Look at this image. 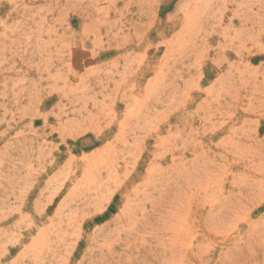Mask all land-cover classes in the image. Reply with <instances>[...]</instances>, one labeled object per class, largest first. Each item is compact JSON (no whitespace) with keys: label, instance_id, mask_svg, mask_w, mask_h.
I'll list each match as a JSON object with an SVG mask.
<instances>
[{"label":"rangeland","instance_id":"obj_1","mask_svg":"<svg viewBox=\"0 0 264 264\" xmlns=\"http://www.w3.org/2000/svg\"><path fill=\"white\" fill-rule=\"evenodd\" d=\"M263 31L264 0H0V264H261L264 228L248 233L242 210L224 214L233 223L225 228L215 229L213 216L184 230L192 241L184 245H200L199 257L173 263L172 249L153 238L165 220L161 201L170 204L173 187L202 170L185 168L188 150L169 162L179 138L194 155L209 153L191 164L220 181L210 195L188 181L195 208L207 210L217 197L239 208L263 200L264 188L242 185L264 180V162L249 161L256 151L241 141L247 130L264 144ZM241 114L250 121L236 123L234 138L219 132ZM239 152L247 167L236 162ZM135 167L140 177L130 179ZM251 221L264 225V204ZM235 223L236 245L222 233Z\"/></svg>","mask_w":264,"mask_h":264},{"label":"bare ground","instance_id":"obj_2","mask_svg":"<svg viewBox=\"0 0 264 264\" xmlns=\"http://www.w3.org/2000/svg\"><path fill=\"white\" fill-rule=\"evenodd\" d=\"M14 2V1H13ZM52 3V1L50 2V4ZM57 3V2H56ZM49 4V5H50ZM14 9V8H13ZM101 20V19H100ZM185 21V20H184ZM189 21H188V19H187V23H188ZM187 25V24H186ZM261 30V29H260ZM262 30H263V28H262ZM259 32V31H258ZM262 32V31H261ZM264 32V31H263ZM236 33V32H235ZM254 33V32H253ZM256 33V32H255ZM187 34V33H186ZM257 34H259V33H257ZM263 34V33H262ZM262 34H259V36L256 38L255 36L254 37H251V39H253V42H252V46H256V47H258V46H260L259 45V42H262L261 41V37L263 36ZM255 38V39H254ZM247 39V38H246ZM252 41V40H251ZM250 41V42H251ZM260 48V47H259ZM244 50V49H243ZM248 51V50H247ZM258 52H260V50L258 51ZM237 57H238V59H245V58H249V53H245V52H243L242 53V51H238L237 52ZM254 59V58H253ZM243 61V60H242ZM252 71V70H251ZM248 75V74H247ZM257 86V85H256ZM132 87H134V86H132ZM242 87V86H241ZM250 88V87H249ZM248 88V89H249ZM146 89V88H145ZM242 89H244V86H243V88ZM254 89V88H253ZM229 91V90H228ZM231 91H233L232 89H231ZM231 91L230 92H228L227 94H231ZM259 92V89H257V87L255 88V92ZM209 94H211V92L209 93ZM227 94H224V95H227ZM257 94V93H256ZM223 95V96H224ZM247 96H249V94H246ZM235 96V95H234ZM250 97V96H249ZM219 98V97H218ZM230 98H232V94L230 95ZM215 99V98H214ZM223 101V100H222ZM222 101L221 102H218V100H216V102H218V106L220 107V105L222 104ZM227 101V100H226ZM226 101H223V102H225L226 103ZM248 101H251V99L250 98H248ZM228 104H230V103H228ZM227 104V106H229V108H228V113L229 114H232L233 112H232V109H231V107H232V105H233V103H231L230 105H228ZM101 105V104H100ZM136 105V104H135ZM138 105V104H137ZM96 106V105H95ZM103 106V105H102ZM101 106V107H102ZM234 106V105H233ZM113 107V106H112ZM136 108V107H135ZM102 109H103V107H102ZM101 109V110H102ZM208 110V109H207ZM235 113V112H234ZM133 115V114H132ZM234 115V114H233ZM232 115V116H233ZM126 116V115H125ZM227 117L226 118V122H228V124L227 125H225L224 127H222V130L220 129L219 130V132H221L222 133V131L223 132H225V131H228V130H231V133L228 135V138H230V136L232 135V137H233V135H236V134H238L235 130L236 129H240L242 126L243 127H245L246 126V123L247 122H249L250 120H249V116L248 115H244V114H241L240 116V119H238V118H236V117ZM125 118V117H124ZM128 118H131V117H129L128 116ZM128 118H127V120H128ZM221 121H223V120H221ZM124 122V124H125V121H123ZM218 122V121H217ZM224 122V121H223ZM126 123H127V121H126ZM240 124V128H236L235 127V125H237V124ZM225 124V122L224 123H222V126ZM242 125V126H241ZM110 126V125H109ZM107 127V129H105V128H103V129H101V130H99L100 132L99 133H97V135H99V137H97L96 139H95V142H98V141H102L106 136H107V134H105L106 133V131L108 130V132L109 133H111V129H110V127ZM115 126H116V132H122V129L124 128L123 127V125L122 124H120V123H116L115 124ZM98 129H100V128H98ZM153 129V128H152ZM152 129H151V131H152ZM155 129V130H154ZM153 130V132H151V131H149V133H147L148 135H149V137H147V138H150L151 137V139L155 136V134L157 133V131H159V127L157 128H154ZM241 129H243V128H241ZM240 129V130H241ZM257 129V128H256ZM255 129V130H256ZM150 130V129H149ZM192 131V130H191ZM247 131V130H246ZM244 132V130L243 131H241L242 133H241V141L244 139L245 140V144L246 145H248V149L247 150H249L250 148L249 147H251V148H254V152L255 153H253V155H252V157H249V161H254V160H256L254 157H258V160H260V161H262V162H264V144L262 143V144H260V142H257V140H255L256 139V137L257 136H255L254 137V139L252 140V139H250V136L249 135H247V134H250L249 132L247 133V132ZM194 133V132H193ZM255 133H256V135H257V130L254 132V135H255ZM136 134V133H135ZM196 134H197V132H196ZM191 135H192V133H191ZM253 135V134H252ZM145 136H146V134H145ZM203 137H204V135H203ZM183 138V137H182ZM182 138H179V144L178 143H176V145L175 146H177L178 148L179 147H182V149L179 151V150H175L174 149V145L173 144H171V146L170 147H173L172 149H170V151H171V153H170V160H169V162H171V163H175V158H177V157H175V155H179V156H181L183 159H185V157H186V153L188 152V151H190L191 152V154H192V158L190 159V163H189V165L187 164L188 162H186L185 160H184V166H185V168L187 167V168H202V170H200V171H198L197 169V171L199 172V175L197 174V172H196V174H197V177H195L194 178V181L192 180V179H189V180H191V181H193V183L192 184H194V182H195V184L196 183H198L197 185H196V189H197V191L199 190V187H201V189H200V191H201V193L203 192L204 194H209L210 192L212 193V191L214 190V192H215V194L216 193H218V191L216 190V187L218 186V183L220 182V181H214L213 180V178L210 176V175H208L209 174V168H203L201 165V163L200 164H198L197 166L196 165H193V164H191L192 162L194 163V162H200V160L202 161V157H203V160H210V159H212V158H207V157H209L208 156V154L209 153H205V150H203L201 153H202V157L200 156V154L199 153H196L195 155L193 154L194 152H192L191 150H190V146H187L188 144H189V142H188V144L186 145V141L184 140V139H182ZM234 138V137H233ZM116 139H117V137H116ZM193 139V138H192ZM195 139V138H194ZM226 139V138H225ZM233 140V139H232ZM147 139L145 138V139H143V137L141 138V143L143 144L142 145V149H144V147L146 146V144H147ZM185 141V142H184ZM192 141V140H191ZM190 141V142H191ZM231 141V140H230ZM177 142H178V140H177ZM194 142V141H193ZM196 142V141H195ZM200 142V141H199ZM233 142V141H232ZM172 143V142H171ZM243 144L242 142H239V144ZM250 143V144H249ZM255 143H257V144H255ZM238 144V143H237ZM228 145V144H227ZM245 145V146H246ZM169 147V146H168ZM169 147V148H170ZM201 146H199V148H200ZM204 147V146H203ZM232 147V146H231ZM230 147V148H231ZM234 147V146H233ZM247 147V146H246ZM192 148H193V145H192ZM205 148V147H204ZM207 148V147H206ZM145 150V149H144ZM166 150H167V148H166ZM165 150V151H166ZM176 152H175V151ZM188 150V151H187ZM232 150V149H231ZM246 150V149H245ZM143 151V150H142ZM163 151V150H162ZM165 151L162 153V157H163V154H165ZM148 152V151H147ZM178 152V153H177ZM233 152H235L234 150H233ZM117 153L118 152H116V155H117ZM158 153V152H157ZM167 153V152H166ZM241 152H239V153H237L238 154V157H237V160H236V162H238V164H243V166H245V162H243L244 160H242V157L244 156H240L239 154H240ZM149 155V154H148ZM144 156H146V155H144ZM161 156V155H160ZM165 156H167V155H165ZM178 156V157H179ZM227 158H232V160H234V155H232V154H226L225 155ZM84 157V156H83ZM115 157V156H114ZM117 157V156H116ZM175 157V158H174ZM180 157V158H181ZM226 157H224V160H226ZM160 158V157H159ZM181 158V159H182ZM245 158H247V156L245 157ZM155 159V158H154ZM179 159V158H178ZM115 160V159H114ZM147 160H150V159H148L147 158ZM153 160V159H152ZM161 160V159H160ZM164 160V162H165V159H163ZM167 160V159H166ZM177 160V159H176ZM155 161H157V160H155ZM179 161V160H178ZM212 161V160H211ZM107 162H108V160H107ZM107 162H105L104 163V160L103 161H101V163H103V164H106ZM112 162H113V160H112ZM142 162V161H141ZM180 162V161H179ZM183 162V161H182ZM210 162V161H209ZM208 162V163H209ZM259 162V161H258ZM144 163V162H143ZM152 163V162H151ZM161 163V162H160ZM213 163H215V161L213 162ZM222 163V162H221ZM112 164V163H111ZM137 164H139V163H136V167H138L137 166ZM155 164V163H154ZM154 164H150V165H154ZM172 164V165H173ZM183 164V163H182ZM188 166H187V165ZM191 164V165H190ZM195 164V163H194ZM237 164V163H236ZM252 164H255V163H252ZM143 166H144V164H142ZM147 165V164H146ZM158 165V164H157ZM156 165V167H158ZM171 165V164H170ZM220 165V164H219ZM223 165H225V163L223 164ZM112 166V165H111ZM115 166V165H114ZM162 166V165H161ZM208 166V165H207ZM227 166V165H226ZM242 166V167H243ZM257 166V165H256ZM259 166V165H258ZM135 167V169H132L131 171H132V173H130V176H129V174L125 171V174H127V176H129V178L130 179H134V178H138V177H140V175H139V170H138V168H136ZM178 167V166H177ZM210 167V166H209ZM225 167V166H224ZM245 167H247V165L245 166ZM249 167H250V165H249ZM12 168V167H11ZM98 168V167H97ZM142 168V167H141ZM158 168H160V167H158ZM198 168V169H199ZM214 168V167H213ZM252 168V167H251ZM263 168H264V166H263ZM98 169H100V168H98ZM150 169H152L153 170V167L151 168L150 167ZM150 169H148V170H150ZM178 169V168H177ZM254 169H256V168H254ZM261 169H262V167H261ZM129 169H127V171H128ZM193 170V169H192ZM191 170V171H192ZM247 170H248V168H247ZM217 171V170H216ZM251 171H252V169H251ZM156 172V171H155ZM176 172V171H175ZM174 171H173V173H175ZM185 172V170L182 172V173H184ZM193 172V171H192ZM218 172V171H217ZM260 172V171H259ZM264 172V171H263ZM187 173V172H186ZM189 173V172H188ZM187 173V174H188ZM211 173V172H210ZM251 173V172H250ZM256 173V172H255ZM97 174V173H96ZM154 174V173H153ZM187 174H185V175H187ZM192 173H190V176H188V177H190V178H192L191 175ZM201 174V175H200ZM221 173H219L218 175H220ZM94 175H95V173H94ZM150 175H152V171L150 170V171H146V177L148 176L149 178H150ZM212 175H213V173H212ZM260 175V174H259ZM264 175V174H263ZM177 176V175H176ZM194 176H196V175H194ZM204 176H207V177H209V178H204V179H206V180H204V181H206V182H204L203 180H202V178L204 177ZM247 176V175H246ZM98 177V176H97ZM144 177V176H143ZM183 177V176H182ZM186 177V176H185ZM217 177V176H216ZM244 177V176H243ZM244 178H246V177H244ZM186 179H187V177H186ZM233 179H234V177H233ZM96 180V179H95ZM154 180V179H153ZM188 180V179H187ZM188 180V181H189ZM202 180V181H201ZM220 180H221V177H220ZM235 180V179H234ZM178 181V180H177ZM188 181H184V182H187L188 184H184L182 187L181 186H175V187H173V192H169V194H171V196L170 197H172L171 198V203L169 204V202L170 201H168L167 199V202H166V200H163V201H161V204L163 203V204H165V205H163V206H165V207H162V205H161V207L163 208V209H161L162 211H164V218H165V220H162V216L159 218V220H160V223H163V226H162V229H159V230H156L155 231V236H154V241L155 242H159V243H162V244H164V245H167L168 247H167V249H172V251H170V254H171V257H170V260H172V262L173 263H176L177 261L175 260V259H179V258H186V257H188V258H192V257H199V251L197 250V248L198 247H200V245H198L197 244V246H195V247H197V248H194V249H187L186 248V246L184 245V244H186V243H189L190 241H191V239L189 240V242H185V241H187L188 239H186L185 237H183V232H184V230L186 229V228H188V226H193V227H196L197 225H198V227H201V225H202V223H201V220L203 219V220H205V218L206 217H208V218H212L213 216H215V217H213V219H214V222H215V224H214V228L215 229H220V228H225L224 227V225L225 224H230V223H228L227 222V220H223L224 218H225V216H224V214L225 213H228V210L229 209H233V211H234V209L235 210H237L236 212H237V214L242 210L243 212H244V214H242V220L244 221V224H246L247 226H248V228H249V230H247V232L248 231H252V232H254V231H257V232H260L261 231V229H263L264 228V225H260V223H256V224H253V222L251 221V216L253 215V214H255L256 212H257V210L258 209H260L261 207H263V204H264V195H262V198H263V200H261V201H259V200H256V199H250V204H244V207L246 208H239L237 205H231L232 204V202H230L229 200H227V199H230V198H226V197H223V198H220V197H217L218 199H214L215 201H207L208 202V209L207 210H205V209H197V208H195L196 206H198V205H196V206H193L192 204H190V201H191V194H192V192L194 191V188H192L194 185H192L191 183L189 184V182ZM200 181L202 182L201 184H200ZM249 181V180H248ZM126 182V181H125ZM124 182V183H125ZM152 182V181H151ZM183 182V183H184ZM243 182V181H242ZM241 182V183H242ZM260 182V183H259ZM258 183H256V186L255 185H252V186H255V187H257V188H253V187H251V185H249V187L247 186H245V183H242V185L244 186V188H246L247 190H248V188H249V191H251V193L252 192H254V191H256L257 189H261V190H263V188H264V180H262V181H259ZM150 183V182H149ZM84 184H85V182H84ZM259 186H258V185ZM147 185H148V181H147ZM191 185H192V187H191ZM95 186V185H94ZM241 186V185H240ZM195 187V186H194ZM219 187H221V185H219ZM242 187V186H241ZM101 188V187H100ZM121 189H126V190H128L129 188H127V186H125L124 184H122L121 185ZM172 189V188H171ZM224 189V188H223ZM241 189V188H240ZM53 190V189H52ZM221 190V189H220ZM171 191V190H170ZM199 191V192H200ZM129 192V191H128ZM127 192V193H128ZM179 194L180 195H186V196H188V198L187 199H185V197H183L182 196V198L183 199H185V201L183 200L182 202H180V200H179V198L177 197V196H179ZM190 194V195H189ZM260 194V193H259ZM168 194H166V196H167ZM210 195V194H209ZM49 196V195H48ZM51 196V195H50ZM126 196V195H125ZM160 196H162V195H160ZM254 196V195H253ZM52 198V197H51ZM66 198V197H65ZM234 198V197H233ZM238 198V197H237ZM24 199V198H23ZM220 200V201H219ZM251 200H253V201H251ZM3 201V200H2ZM61 202V201H60ZM86 202V201H85ZM239 202V201H238ZM194 203V202H193ZM244 203H246V202H244ZM22 204V203H21ZM86 204V203H85ZM166 204H168V205H166ZM41 205V204H40ZM156 205V204H155ZM158 205H159V203H158ZM247 206V207H246ZM100 207V206H99ZM177 209H176V208ZM101 208V207H100ZM153 208H154V205H153ZM199 208V207H198ZM36 209V208H35ZM57 209V208H56ZM168 209V210H167ZM222 209H226V211L227 212H224V210L222 211ZM167 210V211H166ZM196 210H199V211H196ZM21 211V210H20ZM158 211H159V209H158ZM230 211V210H229ZM232 211V212H233ZM241 211V212H242ZM121 212H123V211H121ZM18 213V212H17ZM144 214V213H143ZM20 215V214H19ZM79 215V214H78ZM239 215H241V213H239ZM211 216V217H210ZM238 216V215H237ZM24 217V216H23ZM74 217V216H73ZM236 217V216H235ZM5 219V218H4ZM22 219V218H21ZM161 220H162V222H161ZM76 221V220H75ZM239 221H241V219H239ZM242 221V222H243ZM18 222V221H17ZM20 222V221H19ZM55 222V221H54ZM82 222V221H81ZM217 222H218V225H217ZM51 223V222H50ZM231 224H233V223H231ZM230 224V225H231ZM236 224V223H235ZM234 224V226H233V228H231V230H228L227 228L226 229H224V231L222 232V233H224V236H225V238L228 240V238H230V236L233 234V236H232V238H231V240H230V242L232 241V243L234 244V245H236V240L237 241H239L242 237L240 236V227H242V225H235ZM9 225V224H8ZM29 225V224H28ZM228 226V225H227ZM26 228V227H25ZM40 229V228H39ZM205 229H207V228H205ZM27 230V229H26ZM40 230H42V229H40ZM126 231V230H125ZM227 231H229V232H227ZM63 232V231H62ZM61 232V233H62ZM5 233V232H4ZM37 233H39V232H37ZM43 233V232H42ZM185 233V232H184ZM196 233V232H195ZM221 233V232H220ZM249 233V232H248ZM67 234V233H66ZM16 235V234H15ZM195 235V234H194ZM20 236V235H19ZM68 236V235H67ZM118 238H121V234H118ZM202 236L204 237V235H201L200 236V240H201V238H202ZM247 236V235H246ZM241 237V238H240ZM248 237V236H247ZM43 238V237H42ZM198 238V236H196V237H194L192 240H195V239H197ZM33 239V238H32ZM60 239V238H59ZM43 240V239H42ZM65 240H66V238H65ZM199 240V239H198ZM199 240V241H200ZM124 241V240H123ZM167 241V242H166ZM247 241V240H246ZM31 242V241H30ZM29 242V243H30ZM166 242V243H165ZM192 242V241H191ZM263 246H264V241H262V243H261ZM173 245V246H172ZM190 246H191V244H190ZM194 246V245H193ZM262 246V247H263ZM31 248V247H30ZM24 249V248H23ZM37 250V249H36ZM165 251V250H164ZM36 252V251H35ZM212 251H210V253H211ZM262 252V251H261ZM2 255V254H1ZM37 255H39V254H37ZM210 255V254H209ZM263 256H264V254H263ZM67 260V259H66ZM164 260V259H163ZM200 260H201V258H200ZM34 261V260H33ZM178 262H182L181 260L180 261H178ZM251 262V261H250ZM254 264H257V262L255 261V260H253L252 261ZM261 264H264V257H263V259H262V261H261Z\"/></svg>","mask_w":264,"mask_h":264}]
</instances>
